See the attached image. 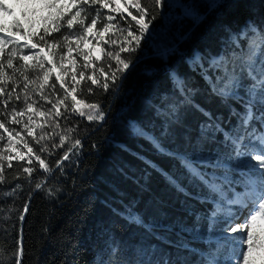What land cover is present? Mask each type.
Listing matches in <instances>:
<instances>
[{
	"label": "trees",
	"instance_id": "trees-1",
	"mask_svg": "<svg viewBox=\"0 0 264 264\" xmlns=\"http://www.w3.org/2000/svg\"><path fill=\"white\" fill-rule=\"evenodd\" d=\"M214 3L180 0L177 5L156 9L154 0H143L156 18L129 57L132 63L123 78L107 92L89 80L81 81L78 88L81 107L98 103L105 118L89 121L74 112L66 113L67 121L57 118L61 127L75 128L72 139H79L81 145L70 153V159L61 161L60 167L56 162L71 140L51 155L40 153L51 172L40 168L35 154L29 163L25 140L34 153L40 145L22 124H13L11 117L2 115L0 104V120L7 121L8 129L20 132V137L10 136L0 128V175L5 177L0 181V264H15L13 253L21 245L23 264H162L164 260L201 264L208 257L213 245L186 229L204 232L213 226V201L204 199L203 186L178 161L185 153L215 156L231 151L224 139L237 131L238 118L231 113L243 112L251 83L237 54L247 58L245 48L253 41L259 43L258 34L241 33L250 21L257 26L264 24V0H223L219 8ZM129 10L135 14V9ZM89 11L95 14V8ZM102 13L107 15L109 9ZM78 63L82 65L83 60L79 58ZM13 65L19 68L20 63ZM100 67L106 65L97 64ZM5 71L8 77L13 76L7 64ZM84 71L91 74V69ZM225 74L235 76L233 90L231 85L227 87ZM97 76L103 80L99 71ZM14 78L19 91L23 78L19 72ZM5 83V92H11L13 80L6 78ZM89 87L92 92L87 91ZM213 87L236 94L232 97L226 91L221 97L213 94ZM185 96L214 113L222 131L202 134L205 117L184 103ZM32 98L38 101L36 108L44 105L41 111L51 107L37 95ZM4 99L7 95L0 94V100ZM12 103L17 110L24 107L14 97ZM83 110L88 112L86 107ZM27 121L24 116L23 122ZM37 130L34 133H39ZM44 130L53 131L47 126ZM9 138L15 141L11 149ZM55 142L59 143L58 136ZM156 144L163 151H158ZM33 166L29 177L23 168ZM230 172L231 187L241 188V171ZM163 173L172 176L184 191L178 192ZM221 173L217 170V177ZM219 182L225 189L229 187L222 179ZM37 184L42 187L37 188ZM129 213L143 218L144 225L130 223Z\"/></svg>",
	"mask_w": 264,
	"mask_h": 264
},
{
	"label": "snow or ice",
	"instance_id": "snow-or-ice-1",
	"mask_svg": "<svg viewBox=\"0 0 264 264\" xmlns=\"http://www.w3.org/2000/svg\"><path fill=\"white\" fill-rule=\"evenodd\" d=\"M164 2L165 0H154L155 8H162ZM13 5L21 6L20 17L14 14ZM214 6L222 7L223 0H215ZM92 8H95L94 15L89 11ZM103 9H109V13L103 15ZM129 9H135V14ZM5 15L12 17L11 25L8 27L4 23ZM155 18L151 15V10L144 6L143 0H0V34H6L0 35V56L4 54L6 45H13L7 59V67L12 69V77L7 76L4 61L0 60V94L7 95V99L0 100V104H3L2 115L6 118L11 117L13 124H22L27 135L40 145L38 152L34 153L33 147L25 140V147L30 154V164L31 154H35L40 168L46 173L51 172L52 169L40 153L51 155L55 149L63 148L71 140V146L56 162L57 167L61 166L62 160L70 159V153L80 147L81 141L72 139L74 127H61L57 118L62 117L67 121L69 116L66 113L72 112L82 117L86 116L89 121H102L105 118L98 103L84 104L81 107L83 102L77 99L79 85L81 81L89 80L92 85L102 87L106 92L116 85L129 69L132 63L129 57L140 47L141 40L150 31V25ZM38 24L42 25L40 30H30ZM248 32L254 36L258 34L259 43L252 42L250 54L242 66V71L246 73L251 83L243 112L231 113L238 118L237 131L224 138L226 145L230 144L231 151L225 154L217 153L215 156L203 152L191 155L185 153L184 158L178 161L181 168L203 186L204 199L211 198L213 201L214 211L210 223L214 225L222 218L223 233L229 236L239 233L231 239L225 238L229 245L227 264H264V24L257 26L254 21H250L246 24L244 34L247 35ZM21 40L24 41L22 45ZM24 49L31 51L25 53ZM258 51L259 61L256 56ZM73 52L75 56L72 55ZM13 57L23 61L19 68L14 67ZM76 57L83 60L82 65L78 63ZM66 59L71 66V72L64 66ZM97 64H104L106 67L97 68ZM80 69H91V74L86 75L85 71ZM97 71L103 76L102 81L97 76ZM17 72L23 78V87L19 91L16 87L17 80L14 78ZM6 78L13 80V88L7 93ZM87 91L92 92V88L89 87ZM212 91L221 97L225 96L226 91H229L232 97L236 94L227 88L213 87ZM33 95L39 96L40 100L51 107L43 111L40 109L44 105L36 108L38 101L32 98ZM13 97L17 102L22 101L24 107L17 110L16 105L12 103ZM69 97L71 105L68 104ZM184 103L205 117L201 125L202 134L222 131V124L214 113L194 103L190 96H185ZM257 103L260 107H257ZM84 107L88 109L87 113L83 110ZM26 112L44 118V124L39 125V133H34L31 115L27 123L23 122ZM257 121L258 125L255 123ZM6 123V120H0V128L10 132V136L14 134L20 137V132L15 128L8 129ZM45 126L53 131L46 132ZM167 131L166 129L165 134ZM57 136L59 143L55 142ZM0 140H3L2 135ZM154 147L158 151H163L159 144ZM241 157H250V160L256 163L249 164L241 160ZM232 163L236 164L243 175V179L239 181L243 187L242 192H236L231 187L234 182L227 173L233 170ZM206 169L212 171L209 173L205 171ZM34 170V166L23 168V172L28 173L29 177ZM217 170H223L222 180L229 185L227 189L219 182ZM163 174L178 192L184 191L183 186L176 184L172 176ZM4 179L5 177L0 175V181ZM36 187L41 188L42 184H37ZM24 209L27 211V204ZM20 219H24L23 214ZM129 222L141 226L145 223L143 218L132 213H129ZM244 245L247 247L244 248ZM223 248L224 245L218 243L216 252L209 253L201 264L205 262L219 264L217 257ZM13 258L15 264H23L22 245L13 253ZM162 264L174 262L164 260ZM183 264L188 262L185 261Z\"/></svg>",
	"mask_w": 264,
	"mask_h": 264
},
{
	"label": "rangeland",
	"instance_id": "rangeland-1",
	"mask_svg": "<svg viewBox=\"0 0 264 264\" xmlns=\"http://www.w3.org/2000/svg\"><path fill=\"white\" fill-rule=\"evenodd\" d=\"M179 1L180 0H165L164 6L165 5H168V6L177 5L179 3ZM12 10H13L14 14L17 17H20V12H21V6L20 5H13L12 6ZM21 19H22V17H21ZM11 21H12V17L9 16V15H5V17H4V23H5V26L6 27H8V26L11 25ZM41 28H42V25H39L38 24V25H34L33 26V29H30V30H40ZM21 31H24V29H21ZM0 35H5V34H0ZM241 36H245L244 33H241ZM257 39L259 41V36H257ZM20 43L22 45L24 43V41L21 40ZM12 47H13V45H11V44L6 45L5 46L4 54L2 56H0V60H3L4 61V64H7L8 54H9V52H10V50H11ZM250 49H251V46H248L247 48H245V50H244L245 51V56H248L250 54ZM23 51L25 53H28L31 50L30 49H24ZM72 55L75 56L76 55L75 52H73ZM256 56H257V59H258V57H259V53L258 52L256 53ZM237 57H238V63L240 65H242L244 63V61H245L246 58L242 57L241 55L239 56L238 54H237ZM76 59L78 61L79 57H76ZM216 60H220V59L217 58ZM14 63H20V64H22L23 61H20L18 59V57H13V64ZM64 66L66 68H69L70 72L72 71L71 66L69 65L67 59L64 62ZM225 75H226L227 80H228V86L227 87H229V85H231L230 86L232 88L231 90H233L234 89L233 86L235 85V82H236L235 76L232 77L230 74H225ZM257 104L259 105V103H257ZM30 115L32 116L33 121H34V124L32 125V126H34L33 127V130H34V132L35 131H38L37 129H40L39 128V125L44 124V118L41 117V116H39L38 114H35L34 115L33 113H30V112H26V114L24 116H26V119H28V117ZM14 143H15L14 139L13 138H9V140L7 142V146L9 145L8 146L9 149H11V147L14 146ZM240 159L243 160V161H246L249 164H253L254 165L256 163L255 161H251L250 160V157H241ZM231 167H232L233 170H239V168H237V166H236L235 163H232L231 164ZM241 167H243V165H241ZM244 170L247 171L246 168ZM218 171H220V172L222 171L223 172V170H218ZM223 175H224V173L219 174V178L222 179ZM227 175L231 179L232 173L231 172H228ZM240 222H242V221H240ZM223 228H224V224L222 222V218H220V222L214 224L213 226H208L205 229L204 232L202 230H198L197 228L196 229L195 228L186 229V232L188 234L190 233L192 236H194L196 238L205 239L207 242H209L208 244H212L213 245V248L209 250V253L216 252V248H217V244L218 243L221 244V245H224V248H223V250L220 253V255L222 256V258L217 257V259H218V261H219L220 264H227V249H228L229 245H228L227 240L225 238L227 237V239H231V238L235 237L236 235H239V233H237V234H231V236H229V234L222 232V229ZM243 247L246 248L247 246L244 245Z\"/></svg>",
	"mask_w": 264,
	"mask_h": 264
}]
</instances>
